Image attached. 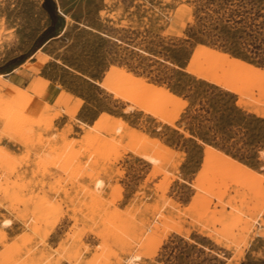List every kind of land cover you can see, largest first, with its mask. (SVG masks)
Instances as JSON below:
<instances>
[{"label":"rangeland","instance_id":"1","mask_svg":"<svg viewBox=\"0 0 264 264\" xmlns=\"http://www.w3.org/2000/svg\"><path fill=\"white\" fill-rule=\"evenodd\" d=\"M55 1L62 32L34 50L50 24L43 0H0L3 92L13 91L4 78L16 68L73 95L72 105L81 101L74 117L61 113L68 123L60 130L54 120L47 124L57 108L40 113L29 105L26 113L41 123L25 125L13 139L2 135L0 119V145L15 156L0 162V232H6L0 264H264V122L249 119L248 129L233 128L236 147L254 144L258 151L242 161L235 148L228 154L192 135L186 91L171 90L181 69L232 93L228 101L242 99V110L264 119L247 109L264 110L257 90L239 95L225 87L248 67L264 81V0ZM200 44L229 56L221 85L185 69ZM141 81L158 95L186 101L174 124L139 107L143 97L135 99L134 90ZM104 111L174 152H161L153 163L130 150L131 135L73 129ZM67 211L70 222L63 220ZM6 218L12 226L3 224ZM172 224L183 233L170 231L147 255Z\"/></svg>","mask_w":264,"mask_h":264},{"label":"bare ground","instance_id":"2","mask_svg":"<svg viewBox=\"0 0 264 264\" xmlns=\"http://www.w3.org/2000/svg\"><path fill=\"white\" fill-rule=\"evenodd\" d=\"M229 61H230V58L227 54L218 52L216 50H213L209 47H206L200 44L195 48L191 56V59L185 69L195 74L198 77L207 79L211 82L221 85L222 78H223V75L225 74ZM14 70H16V68ZM248 70L249 72H245L243 74V78L237 84L227 85L225 87L234 91L235 93L239 95H244L246 92L253 93L254 90H257V92H259L261 97L264 96V81L262 80L263 73L256 69H253L252 67H248ZM3 75L5 74L0 73V78ZM251 77L254 78L253 81L257 78V80H259L258 83L254 85V83H252L253 81ZM249 80H251L252 82ZM43 81H44L43 79L33 78L31 79L30 84L27 88H23L21 86H12L13 91L9 92L8 94H5L3 92V87L0 86V119L5 121V127L2 130V135L9 136L11 139H13L15 138L17 134L22 133L21 132L22 127H24L25 125L41 123L40 118L38 117L34 118L28 115L26 113V109L29 105L33 104L36 101V96L33 92H35L38 89L41 83L43 84L45 83L46 85V82L45 81L43 82ZM134 91H135L134 92L135 99L137 98L139 99L140 96L143 97L142 100L137 99L139 103L137 104L139 105V107H141L143 110L151 113L152 115L158 117L159 119H161L162 121L168 124H174L175 119L179 117L180 112L182 111L183 107L186 104V101L182 100L180 97L175 96L173 94L165 93L162 95H158L156 87L144 81L137 82L135 84ZM73 97H74L73 95L67 92L61 93V96L58 98V103L62 105V108L59 109L57 107L56 112L53 111L55 113L53 114L52 117H50L49 123L47 122L48 125L49 124L51 125L52 121L55 118L59 117L62 112H65L70 117H74L76 115V112L78 111L80 107L81 101L76 106L72 104L69 105L68 103L71 102ZM153 99L156 100L155 104H152ZM242 102H245V101H242V99H239L237 101V104L242 105ZM158 104L162 105L164 108L169 107L170 109L173 108L175 110L171 112V114H166L162 112V110H159L156 108ZM34 107H36L37 108L36 110L40 111V113H43L50 109L55 108L53 105H51L49 102L45 100H41V106L34 105ZM247 109L254 111L260 116H264V110L259 108L258 106H254L252 108L247 107ZM79 121L81 123L80 126L85 127L86 124L81 120ZM89 127L97 131L98 129L104 130V131H110V132H113L114 134L115 133L120 134L121 136L131 135L132 136L131 139L135 142L132 143V145H130V150L136 153L137 155L142 156L146 158L148 161L153 162V163L156 162L158 158V154H160L161 152L165 154L167 153L171 154L174 152V150L169 145L162 143L158 138L150 137L149 135L145 133L139 132L135 128L129 126L126 123V121H124L122 118L116 117L105 111L102 112L99 115V117L94 121V123L90 125ZM29 128H32V127L29 126ZM88 136L90 137V135ZM1 137L2 136H0V139ZM145 143H147V145H149L153 149L152 153L147 152L145 148L146 146ZM14 157H15L14 154L9 149L0 145V162L2 164H6L10 162ZM262 182H264V178L262 179ZM260 187L264 191V186H262V184ZM2 222L6 226H9L12 224V220L10 218H6ZM248 228L249 226L247 225V229ZM172 230L179 234H182L184 231L183 227L180 225L172 224V225L165 226V228L162 231L163 234L154 242L152 249H150L147 252V255L151 256L154 253H156V251L159 249V247L163 243L164 239L167 237L168 233ZM208 235L211 236V234H208ZM5 237H6V232L1 231L0 238L5 239ZM135 256L139 257V255H135ZM132 260L134 259L131 258V261Z\"/></svg>","mask_w":264,"mask_h":264},{"label":"trees","instance_id":"3","mask_svg":"<svg viewBox=\"0 0 264 264\" xmlns=\"http://www.w3.org/2000/svg\"><path fill=\"white\" fill-rule=\"evenodd\" d=\"M42 6L50 17V24L42 33L34 50L51 37L59 35L64 25V17L59 13L55 0H43ZM31 53L20 59L19 62L26 59ZM178 63L180 67H184L183 63L179 61ZM175 74L176 78L173 81L174 86L171 87V90L178 94H183L186 91V94H183L189 101L187 110L189 113L186 112V115L188 114L189 122L196 128L192 127L190 129L192 135L205 143L219 147L228 154H233L231 150L235 148L236 154H234V157H239L242 161L257 157L258 151L255 149L254 144L253 149L247 148L245 145L236 147L237 142L232 140V133L233 128L248 129L245 124L249 119H258L262 122H264V119L242 110L235 100H226V97H233L234 95L219 86L203 79H198L181 69L176 70ZM196 104L199 105L195 108L196 112L191 113V108L196 106ZM246 134L247 131L245 132ZM170 140H168V143L172 142ZM245 143L248 146L252 145L249 140Z\"/></svg>","mask_w":264,"mask_h":264},{"label":"crops","instance_id":"4","mask_svg":"<svg viewBox=\"0 0 264 264\" xmlns=\"http://www.w3.org/2000/svg\"><path fill=\"white\" fill-rule=\"evenodd\" d=\"M32 78L42 79L43 76L32 77V75L29 71L24 70V71L17 73L16 71L12 70L11 72L7 73L6 78H4V79H5V81H7V82H5L7 87H10L11 89H13L12 86H21L23 88H27ZM42 84L43 83H41L39 88L34 92V94L36 96V101L31 105L32 106H34V105H40L41 106V100H45V101L49 102L51 105H53L55 108L62 107V105H60L58 103V98L61 96V93L65 92V91L63 89H61L60 87L52 84V83H49L45 86H43ZM70 104H72V102H70ZM83 122L86 124L85 126H90L94 123V120L93 121H83ZM67 123H68V116L65 113L61 114V116L54 119V126L56 128H58L59 130L64 128L67 125ZM72 127L74 130L82 131L79 123H72ZM49 133L50 132L45 131V134H49ZM71 137L77 138L76 136H71ZM71 137H69V138H71ZM3 142L6 143L7 145H11V143L7 139H3ZM103 176H104V178L107 179L106 175H103ZM71 214H72L71 211H67L66 215L63 216V220L66 219L67 222H70L69 216ZM12 225H13V221H12V224L10 226H12Z\"/></svg>","mask_w":264,"mask_h":264}]
</instances>
